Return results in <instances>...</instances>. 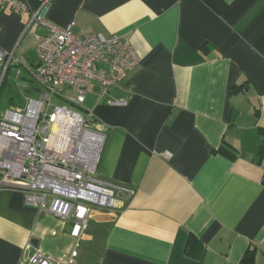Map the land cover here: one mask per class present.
<instances>
[{"label":"crops","instance_id":"1","mask_svg":"<svg viewBox=\"0 0 264 264\" xmlns=\"http://www.w3.org/2000/svg\"><path fill=\"white\" fill-rule=\"evenodd\" d=\"M25 1L0 10L3 49L42 0ZM44 18L136 48V67L103 95L92 81L81 106L106 135L96 176L133 194L73 236L0 187V264L34 251L50 264H264V0H48Z\"/></svg>","mask_w":264,"mask_h":264},{"label":"built area","instance_id":"2","mask_svg":"<svg viewBox=\"0 0 264 264\" xmlns=\"http://www.w3.org/2000/svg\"><path fill=\"white\" fill-rule=\"evenodd\" d=\"M47 3L42 0L30 11L23 33L11 48L0 47V85L11 73L20 92L16 95L39 93L38 97L25 93L23 104L10 103L0 110V187L20 189L26 203L72 222L71 234L79 236L94 207H122L133 191L96 176L106 135L94 116L67 104H53L52 99L64 97L81 107L92 81L103 95L136 67L140 57L128 37L78 34L51 23L44 18ZM6 8L24 13L28 4L0 0V10ZM39 25L47 31L35 38L37 64L29 76L36 85H21L19 70L13 69L20 64L19 45ZM65 88L71 90L68 96ZM28 262L51 263L40 251H34Z\"/></svg>","mask_w":264,"mask_h":264},{"label":"rangeland","instance_id":"3","mask_svg":"<svg viewBox=\"0 0 264 264\" xmlns=\"http://www.w3.org/2000/svg\"><path fill=\"white\" fill-rule=\"evenodd\" d=\"M34 46H35L34 32H29L26 34V36H24L23 40L21 41V43L19 45V61H20V64L16 67H13V69L19 70L20 77L18 78V82L21 85L29 84L31 87H34L36 85L35 82L31 81V78L29 76V70L33 69L34 65L37 64V56L35 53ZM7 79L10 82L11 91H13L12 95L15 94V91L19 92L17 86L14 84V75L9 73ZM11 84H12V87H11ZM1 90L2 91H1V96H0V110L6 108L10 104L9 97L11 94V92L7 91L8 89L6 90V89L2 88ZM25 93H26V96H32V97H38L39 96V93H36L33 91H31L29 93H27V92H25ZM25 93L23 95L18 94V93H17V95H15L16 100H18L21 104L24 103ZM63 93L66 96H68V94L71 93V90L68 88H65L63 90ZM52 103L53 104H67L69 107L73 108L74 110L81 112L83 115L85 114L82 107L71 104L64 97H53Z\"/></svg>","mask_w":264,"mask_h":264},{"label":"trees","instance_id":"4","mask_svg":"<svg viewBox=\"0 0 264 264\" xmlns=\"http://www.w3.org/2000/svg\"><path fill=\"white\" fill-rule=\"evenodd\" d=\"M8 78V77H7ZM7 78H5V79H3L2 80V82H1V85H0V96H1V89L2 88H4V89H8L7 91L8 92H11V94H10V97H9V100H10V103H15V102H18V100H16V98H15V95L16 94H14V95H12L13 94V91H11V88H10V82L8 81V79ZM11 87H12V84H11ZM16 92V91H15ZM13 96V97H12Z\"/></svg>","mask_w":264,"mask_h":264}]
</instances>
